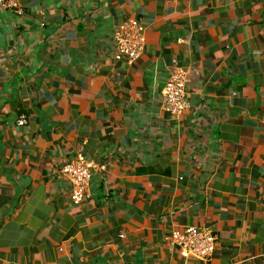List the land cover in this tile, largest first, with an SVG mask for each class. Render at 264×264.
Instances as JSON below:
<instances>
[{
    "label": "crops",
    "instance_id": "obj_1",
    "mask_svg": "<svg viewBox=\"0 0 264 264\" xmlns=\"http://www.w3.org/2000/svg\"><path fill=\"white\" fill-rule=\"evenodd\" d=\"M16 1L0 7V264H264V0ZM128 21L130 64L112 42ZM78 157L96 169L74 206L60 170ZM186 227L215 235L208 262L172 244Z\"/></svg>",
    "mask_w": 264,
    "mask_h": 264
},
{
    "label": "built area",
    "instance_id": "obj_2",
    "mask_svg": "<svg viewBox=\"0 0 264 264\" xmlns=\"http://www.w3.org/2000/svg\"><path fill=\"white\" fill-rule=\"evenodd\" d=\"M16 0H0V7L14 10ZM114 58L125 60L128 64L136 60L142 51L144 37L141 26L136 21H128L117 27L112 33ZM186 82L187 75L182 70L171 72L161 90L162 108L172 117H179L186 109ZM20 124L25 122L20 119ZM95 166L78 157L75 161L64 165L60 172L71 187L70 200L74 206L79 205L87 197L91 187L92 174ZM171 242L178 248L180 255L185 259H196L208 262L212 256L216 237L210 231L186 227L176 231L171 236Z\"/></svg>",
    "mask_w": 264,
    "mask_h": 264
}]
</instances>
